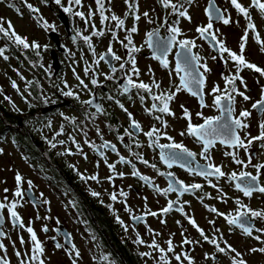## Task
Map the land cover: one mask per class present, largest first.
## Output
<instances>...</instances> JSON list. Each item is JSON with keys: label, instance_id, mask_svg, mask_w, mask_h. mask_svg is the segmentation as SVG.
Returning <instances> with one entry per match:
<instances>
[{"label": "flooded vegetation", "instance_id": "obj_1", "mask_svg": "<svg viewBox=\"0 0 264 264\" xmlns=\"http://www.w3.org/2000/svg\"><path fill=\"white\" fill-rule=\"evenodd\" d=\"M16 1L19 3L20 13H17L14 8H11V11H14L19 18L30 21L32 25L31 33L24 30H16V32L22 37H27L30 43L36 41L40 45H47L48 47L46 50L43 48L40 50V57H37L32 50L16 49L14 46L6 52L9 58L15 59L16 63L20 64L21 70L18 69L19 75L15 80L14 78H9L5 72V81L0 85V149L3 150L0 158V201L4 200L5 195L8 196L9 200H12L16 187L14 177L19 172L24 178L23 190L28 191L29 185L27 181H31L33 187L29 196L38 202L41 200L49 202L39 208H34L31 203L27 202L29 196H26L22 202L23 206L17 208L26 226L32 221L30 226L34 228L38 239L44 247L43 259L45 264H72L68 250H71L73 244L75 249L80 252L77 264H104L102 257L105 256L108 257L110 264H156V258H158L160 253L147 247L153 238H155L157 244L165 249L168 246L166 242L171 238L175 246V252L188 251L194 258L195 264H214L212 260H205L204 258L205 253H213L215 251L214 247L202 241L199 233L188 223L185 215L175 210L167 214H160V210L166 206L169 199H177L176 193H170L168 197L155 194L151 188L144 186L137 177L131 175L132 168L127 164L117 163L116 172H122L125 175L123 178L114 176L113 180L109 181L107 177L113 175V173L106 166L105 160L85 143L86 139L96 144L101 142L96 132V128H99L103 133V139L116 144L119 153L128 159H132L141 174L151 177L160 188L167 187V179L165 177L157 175L150 167L135 161L134 157L131 156L128 149L124 146V144L129 143L127 137H125L123 143L117 139V134H123L124 129L128 127L129 119L124 111L113 101L107 99V96L116 94L118 83L122 85L124 80L121 79L118 83L114 80H105L103 74L110 72V66L103 61L98 66L93 65L98 73L99 87L92 86L88 77L84 74L86 62L92 64L95 57H93L88 46L82 40H77L76 43H73L71 37L74 35V28L80 29L83 35H90L92 31L91 25L88 26L89 29L87 31H84V24L81 27H77L74 17L65 13L68 22L67 27L59 19L58 13L63 11L60 6L55 5L52 0H48L47 4L42 2V0H36L34 6L39 9L38 15H42L50 24L56 21L59 24V27L56 26L55 32L51 30L45 32L37 23L34 14L24 5L23 0ZM120 1L122 2L121 5L127 10L124 0ZM140 1L142 0H139V5H141ZM146 1L150 5V13L153 9L158 11L159 18L157 21L162 22L165 10L157 3V0ZM62 2L67 5V0H62ZM240 2L245 6L250 4V0H240ZM207 3L208 0H195V3L189 7L191 22L181 18L179 26L185 37L196 39V43L200 47L194 49V51L199 52L207 59V64L211 71L207 74L205 99L211 105L212 96L207 95V93L211 91L213 85L218 84L223 89L225 81L221 78V73L223 72L227 75L229 70L234 72L235 69L232 62H229L226 69L219 57L216 60H212L211 57L217 54L210 49L208 43L202 39H197L196 27L208 23L205 15ZM216 4L221 8H227L233 21L239 19V24L232 23L229 26H225L222 23H214V30H220L221 38L225 40L226 46L239 53L240 37L243 35L246 22L242 16L238 17L237 12L227 0H216ZM105 6L108 7L109 5L106 4ZM43 8L49 12L47 16L45 13L41 14ZM92 9L95 10L96 5ZM250 11L261 40L264 41V17H261L255 9ZM84 12L87 13L88 9ZM94 19L100 22L98 13L92 18V23H94ZM171 19H175V17L173 16ZM133 23L134 21L128 27L125 26V28H131ZM4 26L7 27V24ZM96 27L101 29L105 28V25L100 23V26L96 25ZM154 27H156L155 24L146 22L143 27L141 40L139 43L134 42L135 45H142L146 32ZM105 32H107L106 28ZM161 34H164L163 30H161ZM105 35L93 38L101 41ZM134 37L133 34V40ZM3 45L4 41L0 40V46ZM107 49L96 51V53H105ZM121 49L119 52L113 51L117 55L126 58V50L123 47ZM244 55L247 61L264 69V53L261 52L260 45L254 41L251 33L249 34ZM136 59L140 60L139 64L137 62V67L140 70V80L150 83L151 77L148 74V68L151 66L155 79L161 82L162 88L166 89L169 87L168 70L162 68L158 61L151 58V51L147 47H144L140 53L136 54ZM169 60L171 61V67L174 68L173 55H169ZM112 63L118 67V62L112 61ZM29 64L30 66H28ZM40 64L49 68V71L46 73L39 66ZM73 69L89 85L95 103L101 104L107 115L99 114L94 121L86 118V112H94V108H89L81 103V101L88 100L90 95L89 91L81 90L77 87L78 81L73 74ZM116 75L120 77L123 73L118 72ZM240 75L246 81L249 89L246 95L251 99L244 101L242 97H237L236 114L239 115L241 109L251 111V116L247 121L250 125L247 132L251 136H257L259 135L260 117L255 110H252V104L261 98V87L264 86V77H260L258 73L249 69H244ZM257 80H259V83H257ZM11 81L17 83L19 91L12 88ZM28 81L33 82L31 87H28ZM64 81L67 82L70 89H63ZM171 82L179 83L175 73L171 77ZM54 84L60 87H53ZM237 84L239 85V81H237ZM62 89L78 92L79 100L64 96ZM240 90H244L242 85H240ZM29 92H31V96H29ZM21 94L24 97H28L30 102H26ZM12 95L16 98L14 99ZM5 97L10 99H5ZM43 97L48 98L47 103L44 102ZM132 97V99H129L127 96H120L119 99L128 111L133 114V117L141 123L143 130H149L153 124L159 127L158 122L143 110L145 105H141L139 99L135 96V91H133ZM181 104L192 113V122L194 124L203 122L202 119L196 116V113L201 111L197 99L182 91L177 94L176 99L170 105L176 114L175 117H165L168 121L167 132L177 142H183L191 151L199 153L201 151L199 144L190 137H181L179 135L187 125V121L180 118L182 116ZM150 105L151 101L148 100L147 106ZM202 111L204 116L219 114L212 107L205 108ZM65 117L74 118L76 124L70 123ZM61 126H63V134L56 136L53 142L65 140L67 143L65 145L58 144L56 148H51L49 141L53 140L55 133L60 131ZM81 127L87 132V136L79 130ZM243 135L244 133L242 132L241 136L243 137ZM70 136L75 138L83 153L86 154L87 159L76 151V145L71 142ZM138 140L143 146L138 149L134 148L133 151L141 152L150 163H156L161 171H172L177 178L183 180L186 184L200 183L204 185L202 192H197L195 195L185 194L180 199L189 202L184 206V210L195 219L197 225L205 231V234L212 236L214 229L219 228L228 244L243 253V259L247 261V264H264V254L249 252L251 248L264 247V244L251 237L242 235L239 229L233 230L230 234L229 226L223 217L209 212L204 207V204H207L217 208L219 212L228 213L235 210L234 200L239 197L252 209L261 210L264 209V195L255 193L251 199H248L242 193L234 190L224 178H221L219 185L230 199H228L227 203H222L218 199L205 197L202 204L197 197L203 196L205 193L216 197V189L210 187L202 177L192 176L178 166L174 165L172 169H167L159 161L158 150L153 151L146 146L147 138L143 134L138 136ZM167 142V140H161V143ZM65 149H71L74 154L61 155L60 153H64ZM229 150L217 144L211 152L213 162L216 165H223V170L226 173L233 170L239 171L241 166L234 164L230 157L224 155V152ZM250 151L257 154V158L252 161L253 164L264 161V155H260L262 150L259 141L253 143ZM105 155L107 156V164L118 160L116 153L111 151H106ZM240 157L247 160L242 149L240 150ZM197 161L204 163L199 156H197ZM69 164L75 165L76 170L68 167ZM77 170L86 177L98 174L99 179L98 181L81 180ZM247 171L255 174V170L251 167ZM261 173L260 181L264 184V169L261 170ZM213 182L215 183L216 181ZM5 188L9 189L8 193L4 192ZM120 190L126 192L127 197L118 195L117 200L112 201L110 194L112 192L119 193ZM93 191L100 193V195L94 197L91 194ZM145 197L146 200L144 199ZM126 208L130 209V211L126 210ZM145 212H157L158 216L147 215L143 223H137L131 219L132 215L139 216ZM3 216L5 219L4 230L7 235L4 238H0V242L6 246V255L11 264H19L14 254V247L22 253L26 249L30 250L29 234L22 229L12 227L7 209L3 210ZM117 216L123 221V225L118 222ZM37 217H40V219ZM44 217H50V219H43ZM162 220L166 221V223H161ZM210 220H215V225L210 224ZM177 221H179V224ZM44 225H47L50 229L49 232L45 233L42 231ZM124 226H127V231H125ZM255 227L264 228V221L256 219ZM149 228L154 230L155 233H159V235L154 236L153 233L149 232ZM54 229H59V231H54ZM182 232L187 238L200 240L201 243L199 245H184L181 247L180 245L184 238L181 235ZM137 235L145 241V244H137L135 242ZM253 235H259V233L254 232ZM20 236H23L26 242L24 246L20 244ZM53 236L56 237L55 241L50 239ZM68 237L71 238L70 243L66 242ZM57 242L62 244L63 247L56 249L54 245ZM145 252H151L152 256H142L141 254ZM4 254L3 251H0V255ZM168 256L171 264H177L172 253H169ZM184 264H187V261H184ZM215 264H231V262L227 256L218 254V261Z\"/></svg>", "mask_w": 264, "mask_h": 264}, {"label": "snow or ice", "instance_id": "obj_2", "mask_svg": "<svg viewBox=\"0 0 264 264\" xmlns=\"http://www.w3.org/2000/svg\"><path fill=\"white\" fill-rule=\"evenodd\" d=\"M4 0H0V3ZM45 4L48 3V0H42ZM52 2L60 6L64 13L70 14L73 17H79L85 25L84 31H87L88 26L91 25L92 31L90 35H83V32L74 28V35L71 37L73 43H76L77 40H82L87 46L89 51L95 57L92 64L86 62L84 68V74L88 77L90 84L94 87H99L100 82L97 79L98 73L96 72L93 65L98 66L101 61L109 64L110 72L103 74L105 80H114L119 82V80H124V83L120 85L118 83L117 93L110 94L107 96V99L113 101L122 111H124L129 119V125L123 131V134H117V139L123 143L125 137L128 138L129 143L124 144L128 149L131 156L134 157L135 161L144 164L147 167H150L157 175L165 177L167 179V187L160 188L155 181L144 174H141L136 167V163L132 159H128L121 155L117 149L116 144L111 143L110 141L103 139V133L99 128H96L97 135L100 137L101 142L96 144L90 140H85V143L89 145L97 154H99L106 162V166L109 168L110 172L113 175L107 177L109 181L113 180L114 176L123 178L125 175L122 172H116V164H127L132 168L131 175L137 177L144 186L149 187L152 191L164 197H168L170 193H176L177 199L167 201L165 207L160 210V214H167L170 211H178L181 214L185 215L188 220V223L192 225L196 231L199 233L203 242H206L212 245L215 249L213 253H205V260H212L215 262L218 261V254H223L230 259L231 264H247V261L243 259V253L237 251L234 247L228 244L227 240L224 239L223 233L219 228H215L213 235L209 236L205 234V231L201 229L194 218L189 216L185 210L184 206L188 204V201H182L180 198L185 194L195 195L197 192H202L204 185L200 183H191L186 184L183 180H180L175 176L172 171H161L156 163H150L149 160L145 159L141 152L133 151L134 148H141L143 145L138 140V136L143 134L147 138V147L153 151L158 150L159 161L162 162L167 169H172L173 166H178L188 172L192 176L202 177L206 183L216 189L217 196L212 197L211 194L205 193L203 196H198L197 199L203 204L205 197L209 199H218L222 203H227L228 197L227 193L224 192L223 188L219 185V180L224 178L225 181L232 187L234 190L243 194L244 197L251 199L255 193L264 195V184L261 183V170L264 169V161L253 164V159L257 158V154L252 153L250 149L253 146L255 141L260 142L261 153L264 155V86L261 87V98L252 104V110H255L260 117L259 120V135L251 136L247 132L249 128L248 118L251 116V111L247 109H241L239 115L236 114V102L237 97H242L244 101H248L251 98L246 95V92L249 91L246 81L240 75L244 69L253 70L258 73L260 77H264V69L260 68L254 63H251L246 60L244 52L246 49V44L249 38V34H252L254 41L260 45V50L264 53V41L261 40L260 34L257 30V26L253 21L251 15V9H255L261 17H264V0H250L248 6L243 5L240 0H227L232 8L239 16H242L246 22V27L243 31V35L240 37L239 42V53L234 50L229 49L226 46V42L221 38L220 30H214V23H222L225 26H229L232 23L239 24V19L233 21L230 13H228L227 8H221L216 4V0H208L207 6L205 7V15L207 17L208 23L206 25H199L196 27L195 32L198 34L197 39H202L209 44V47L217 55L211 57L212 60H216L217 57L223 62L224 67L227 69L229 62H232L235 71H228V74L225 75L221 73V78L225 81V86L223 89L220 86L213 85L211 91L207 95L212 96L211 105L206 102L205 99V87L207 83V74L211 71L208 67L207 59L202 56L199 52L194 51V49L200 47L196 43V39H189L185 37L181 27L179 26L181 18L191 22V16L189 15V7L195 3V0H157V3L165 10V15L162 22H158L156 18L150 15L148 11H145L141 14L139 13V0H124L127 10L124 13L123 18L115 14L110 5L112 0H94L96 9L93 10L91 6L88 8V12L80 10L83 8V0H67V5H65L62 0H52ZM24 5L28 10L34 14L37 23L43 28L45 32L51 30L56 31L55 23H49L42 15L39 14V9L36 8L31 3H28L27 0H23ZM109 5L106 7L105 5ZM10 8H14L17 13H20L19 7L14 3H9ZM170 10V11H169ZM154 11V9H153ZM99 14L100 23L105 25L107 32L111 34L113 40L121 44V46L126 50V58L117 55L113 49L111 42L108 46V49L105 53L97 54L95 47L92 44L93 37H103L106 32L105 28L97 29L95 23H92V18ZM109 13H111L109 15ZM22 15V13H21ZM175 19H171V17ZM144 18L147 23L155 24L156 27L147 31L145 34L144 43L140 46H136L133 40V34L138 32V27L136 22L141 18ZM131 18L134 23L131 28H125L126 20ZM114 22V24H113ZM7 24V27L4 25ZM124 31L125 35L123 40H120L117 31ZM163 30L164 34H161ZM0 40L4 41V45L0 46V58L5 61L9 60V56L6 54L9 48L15 47L16 49L23 50H32L35 52L37 57L41 56V49H47V45H40L36 41L31 43L28 41L27 37H22L19 35L11 23V21H5L3 17H0ZM144 47H147L151 51V58L158 61L160 66L168 70V75L170 78V84L168 88H162L161 82L155 79L154 72L149 66L148 74L151 77L150 83H146L143 80H140V70L137 67L136 54L140 53ZM70 51V50H69ZM71 54V53H70ZM225 54H227L225 56ZM74 55V54H71ZM169 55H173L175 61L174 68L171 67V61L169 60ZM112 61L118 62V67L116 64H113ZM47 73L49 68H46L43 64L39 65ZM118 72L123 73L122 76L118 77L116 74ZM175 73V76L178 78L179 83L171 82V77ZM73 74L78 81V88L81 90L89 91L90 98L88 100L81 101L83 105L88 106L89 108H94V112H86V118L90 121H94L95 117L99 114L107 115L105 109L101 104L95 103L93 98V93L89 89V85L85 83V80L76 73L73 69ZM135 77V79H134ZM23 79V77H21ZM239 81V85L237 84ZM33 82L28 81V87H31ZM259 83V80H257ZM240 85L243 86L244 90H240ZM11 86L13 89L19 91L18 85L15 81H11ZM53 87L59 88V85H53ZM63 89H70V86L66 81L63 82ZM62 94L66 97H73L79 100V93L73 90H63ZM174 89V90H173ZM27 90V89H26ZM135 91L136 98L139 99L141 105H145L144 111L152 117L155 121L158 122L159 127L156 124H153L149 130L144 131L142 125L137 121L131 112L125 107V105L119 99L120 96H127L129 99H132V93ZM187 92L192 97H195L199 103L201 111L196 113V116L203 120L202 123L194 124L192 122V113L187 109L183 104L180 105L182 109V116L180 118L187 121L186 128L179 133L181 137L187 136L192 138L197 144L201 146V151L199 153L191 151L183 142H177L175 138L168 134V121L165 119L166 116L175 117V112L171 109V103L176 99L177 94L180 92ZM22 98L26 102L28 97ZM31 96V92H29ZM5 99H10L5 97ZM45 103L48 102L47 97H43ZM151 101V105L147 106V101ZM15 107V105H13ZM212 107L219 114L215 116H204L203 109ZM69 120L70 123L76 124L74 118L65 117ZM50 126V125H49ZM111 128V126H109ZM85 136L87 132L83 127L79 129ZM244 133L243 137L241 133ZM63 134V126H61L60 131L55 133L53 140L49 141L51 148H56L57 145H65L67 142L65 140H59L56 142L55 137ZM71 142L76 145V151L84 156L87 159L86 154L83 153L82 148L77 143L74 137H69ZM167 140V143H161V140ZM219 144L225 149H230L225 151L224 155L230 157L231 161L241 166L239 171L233 170L229 173H226L223 170V165H216L212 159V149ZM243 150L247 160L240 157V150ZM2 149H0V154H2ZM106 151H111L116 153L118 160L114 163L107 164V156L105 155ZM61 155H72L74 154L71 149H65L64 153ZM197 156H199L204 163L197 161ZM68 167L75 169V165L69 164ZM251 167L255 170L253 172L247 171ZM81 180H97L98 174L91 176H84L79 173ZM15 190L13 192L12 200L8 199V196L5 195L4 200L0 201V238L6 237L7 233L4 230L5 219L3 216V210L7 209L9 214V220L13 228H19L26 231L29 234V239L31 243L30 250L26 249L23 253L15 249L14 254L17 257L19 264H45L44 256V247L42 242L38 239L37 233L31 225L32 221L29 222V225L26 226L23 222L21 215L18 213L17 208L23 206V201L26 196H29L31 189L33 187L31 181H27L29 185L28 191H24L22 184L24 183V178L22 175L17 172L15 177ZM213 181H216L215 183ZM9 189L5 188L4 192L8 193ZM94 197H98L100 193L93 191L91 193ZM118 195L121 197H127V193L123 190H120L119 193L112 192L110 194V199L116 201ZM146 200V197L144 198ZM33 205L34 208H39L43 204H48L47 200L37 201L32 199L29 196L28 201ZM234 203L236 205L235 210L229 211L228 213L219 212L217 208L204 204V207L211 213L216 214L219 217H223L229 226V233L235 229H239L242 235L246 237H251L256 241L264 244V228H256L255 220L260 219L264 221V209L254 210L249 205L245 204L243 200L239 197L235 198ZM111 207V205H109ZM126 210L130 211V209ZM152 215L158 216L157 212H145L142 215H132L131 219L137 223L145 222V216ZM40 219V217H37ZM43 219H50V217H44ZM118 222L123 225V221L117 216ZM161 223H166V221H161ZM179 224V221H177ZM210 224L215 225V220H210ZM125 231L128 230L127 226H124ZM42 231L45 233L49 232L50 229L47 225L42 227ZM54 231H59V229H54ZM149 232L153 235H159L155 233L154 230L149 228ZM259 233V235H253V233ZM219 234V235H217ZM182 239L181 247L184 245H199L200 240H192L184 236V233H181ZM53 241L56 240V237H50ZM71 238H66V242L70 243ZM137 244H145V241L137 235L136 241ZM25 240L23 236H20V244L25 245ZM167 248L161 247L157 244L155 238L152 242L147 245L153 251H158L160 255L156 258V264H171V260L168 256L169 253L173 254V258L177 261V264H184V261H187V264H195L194 258L190 255L188 251L176 253L175 246L171 238L166 242ZM14 244V242H13ZM223 244V246H221ZM54 247L60 249L63 247L60 243H55ZM0 251H3L5 254L0 255V264H11L10 260L7 258V249L6 246L0 242ZM250 253H261L264 254V247L260 248H251L249 249ZM74 253V254H73ZM68 254L72 260V264H77V260L80 257V252L75 249V245H72L71 250H68ZM142 256H152L151 252H145L141 254ZM102 262L104 264H110L108 257H102Z\"/></svg>", "mask_w": 264, "mask_h": 264}, {"label": "rangeland", "instance_id": "obj_3", "mask_svg": "<svg viewBox=\"0 0 264 264\" xmlns=\"http://www.w3.org/2000/svg\"><path fill=\"white\" fill-rule=\"evenodd\" d=\"M28 3H32L33 5L36 4V0H27ZM9 3H14L17 6L19 5L18 1L16 0H4V2L0 3V17H3L5 21H11V23L13 24L15 31L16 30H24L26 32L31 33L32 29H31V22L23 19V18H19L18 16H16V14L14 13V11H11V8L8 6ZM121 1L120 0H112V3L110 5L112 11L117 14L118 16H120L121 18H123V14L126 11V8L121 5ZM139 5V13L142 16V13L145 11H148L150 13V5L148 4V2L146 0H142L140 1ZM89 6L94 7L95 3L94 0H83V8L80 9L82 11H85L89 8ZM40 7H42L40 5ZM45 13V15L47 16L49 14L48 11H46V9L43 8V11L41 12V14ZM111 13H109L110 15ZM151 16H153L154 18L158 19L159 15H158V11H156L154 9V11H152L150 13ZM132 19L130 18L129 20H126L125 26H129L132 23ZM74 22L75 25L77 27H81L82 24H84V22L79 18V17H74ZM146 20L142 17L138 22H136L137 27H138V32L134 33V42L135 43H139L141 40V37L143 35V27L146 24ZM56 26L59 27L58 22L56 21ZM94 23L99 27L100 26V22L97 19H94ZM114 24V22H113ZM89 29V27H88ZM107 30V29H106ZM117 35L119 37L120 40H123V36L125 35L124 31H117ZM111 42L112 45V49L115 51H120L121 49V44L118 43L117 41L113 40L112 36L110 33L106 32L105 37L101 40V41H97L96 38H93L92 43L93 46L95 47V51H100L102 49L108 48L109 44ZM140 60H137L138 64H139ZM30 66V64L28 65ZM101 68H103L101 66ZM18 69L21 70L20 64L16 63L15 59L9 58L8 61L3 60L2 58H0V85L5 81V76L7 73V76H9V78H14V80L18 77L19 73H18ZM6 72V73H5ZM53 82V81H52ZM1 97V96H0ZM12 97L15 99L16 97L14 95H12ZM1 147V145H0ZM0 158H1V154H0Z\"/></svg>", "mask_w": 264, "mask_h": 264}, {"label": "water", "instance_id": "obj_4", "mask_svg": "<svg viewBox=\"0 0 264 264\" xmlns=\"http://www.w3.org/2000/svg\"><path fill=\"white\" fill-rule=\"evenodd\" d=\"M58 16L59 19L68 27L66 14L63 11H59Z\"/></svg>", "mask_w": 264, "mask_h": 264}]
</instances>
